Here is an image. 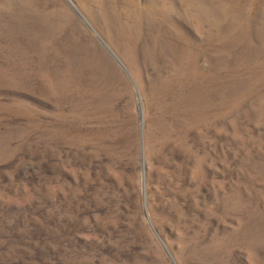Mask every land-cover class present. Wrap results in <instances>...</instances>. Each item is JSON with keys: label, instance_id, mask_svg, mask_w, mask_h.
Here are the masks:
<instances>
[{"label": "rangeland", "instance_id": "obj_1", "mask_svg": "<svg viewBox=\"0 0 264 264\" xmlns=\"http://www.w3.org/2000/svg\"><path fill=\"white\" fill-rule=\"evenodd\" d=\"M129 1L0 0V264H264V0Z\"/></svg>", "mask_w": 264, "mask_h": 264}, {"label": "bare ground", "instance_id": "obj_2", "mask_svg": "<svg viewBox=\"0 0 264 264\" xmlns=\"http://www.w3.org/2000/svg\"><path fill=\"white\" fill-rule=\"evenodd\" d=\"M125 1L127 2V5H130V1L129 0H125ZM131 2H132V5H133L134 9H136L137 6L134 3L135 0H131ZM110 8L113 10L112 13L114 15V19H116V22L112 26L107 24V23H105V26H106L107 30L109 31L108 35H109L111 41L115 44V46L118 49L129 53L128 48L130 47V45L128 44V42L130 41L131 33L133 31H135V29L132 28V27H129L127 25H125V26L119 25V21H120L119 18H122V17H124L126 15L129 16V15H132V14L128 12L129 8L124 7L123 4H122V7L120 9H118V10H116V9L114 10V8L111 5H110ZM145 9H147V8L146 7H141L138 10L139 11L138 13H141ZM153 10H157V9L156 8L150 9V11H153ZM158 13H159V15H158L157 21L160 20V15H161V13H163L162 9L158 10ZM145 15H147V13L143 14V16H145ZM150 15H152V13H150ZM130 19L132 21L133 17L130 16ZM150 20L152 21V19H150ZM152 23H153V27H155L153 21H152ZM159 23H160V21H159ZM137 29H138L139 33L142 32L139 29V27ZM179 51H180L179 49H176L175 53H178ZM199 71H200L199 68H197V74L199 73ZM150 102H152V101L150 100ZM162 132H163V128H154V129H152L149 132V136H148L149 137V143L150 144H156V146H158V147L159 146L162 147V144L160 143V141L158 139V137H159L158 134H160ZM149 151L150 152L153 151L152 146L149 147Z\"/></svg>", "mask_w": 264, "mask_h": 264}]
</instances>
